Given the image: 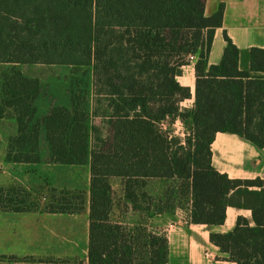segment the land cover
I'll use <instances>...</instances> for the list:
<instances>
[{"label":"trees","instance_id":"obj_1","mask_svg":"<svg viewBox=\"0 0 264 264\" xmlns=\"http://www.w3.org/2000/svg\"><path fill=\"white\" fill-rule=\"evenodd\" d=\"M53 1L44 15L67 4L85 12L93 7V44L44 37L42 31L57 26L39 14L29 24L40 31L37 39L42 41H0V63L14 64L0 76V119L16 125L7 161L90 163L89 264L170 260L165 232L113 220V177L124 180L126 199L148 217L175 208L167 199L152 212L155 198L145 190L151 178L179 181L181 198L191 203L189 224L222 225L229 206L251 210L253 225L239 217L231 232H213L210 238L227 261L264 264V178L233 179L221 173L213 166L211 148L218 132L264 148V75L251 73H264V49L254 47L251 71L241 70L240 49L225 33L223 59L209 65L215 31L223 26V4L206 16L205 0ZM194 58V105L185 108L181 103L193 97L192 90L177 78ZM36 64L75 70L89 64L92 92L77 93L71 106L56 105L39 116L42 80L17 67ZM178 119L190 128L184 139L164 127ZM43 139L49 148L46 158ZM52 191L51 201L44 204L47 212L71 214L85 208L83 191ZM40 208L36 190L0 186V211Z\"/></svg>","mask_w":264,"mask_h":264},{"label":"crops","instance_id":"obj_2","mask_svg":"<svg viewBox=\"0 0 264 264\" xmlns=\"http://www.w3.org/2000/svg\"><path fill=\"white\" fill-rule=\"evenodd\" d=\"M54 4L53 0H0V41H42L37 39L38 33L34 32L29 22L36 14L44 15V10ZM222 4L223 26L215 31L209 65L221 63L227 45L226 33L240 49L239 68L251 71V50L254 47L264 49V0H205L206 16L215 14ZM195 62L196 59H192L190 64L184 67L183 75L177 78L181 85L192 90L193 97L188 99L192 104L185 108H192L194 105ZM251 73L254 76L264 75L262 72ZM186 101L181 103L182 107ZM178 121L181 120L178 119L176 123ZM168 125V122H164L165 128ZM7 147L1 152L0 165L13 164L24 170L25 181L19 186L33 190L35 187H48L49 183V186L57 189H78L80 177L76 168L85 166L88 171L85 189L88 198L84 213H51L42 208L28 212L0 211V264H89L90 163L67 165L49 163L46 160L33 164L9 163L5 161ZM211 148L213 166L221 173H226L233 179L264 178V148L257 147L237 134L227 132H218ZM45 173L60 176L50 178ZM114 179L117 180L116 186L113 185ZM170 181H173L172 188L176 195L175 202L172 203L175 208L156 213L154 206L165 203L166 198L163 195L165 184ZM146 182L145 190L155 198L152 204V212L155 213L151 217L133 209L131 202L125 197L122 178L111 179L113 190L117 188L123 196L128 213L141 216L138 222L127 221L123 215L115 220L114 207L112 214L114 221L131 227L143 224L149 229L165 232L170 246L168 264H237L224 259L226 255L211 242L210 235L213 232H231L239 217L247 218L253 225L251 210L229 206L225 223L222 225L189 224L191 203L181 198L179 181L151 178L146 179ZM157 193L160 197L155 195ZM181 203H185L184 208L180 207Z\"/></svg>","mask_w":264,"mask_h":264},{"label":"rangeland","instance_id":"obj_3","mask_svg":"<svg viewBox=\"0 0 264 264\" xmlns=\"http://www.w3.org/2000/svg\"><path fill=\"white\" fill-rule=\"evenodd\" d=\"M45 19L52 18L55 22L54 26H57L54 30H44L42 34L44 37H47L49 34L54 35L53 38L58 40L85 43L92 46V34H93V24H94V9L93 7L89 12L82 11L77 7H73L69 4L62 5L59 7L53 15H44ZM35 31V30H34ZM38 33L40 31H35ZM14 64L0 63V76L3 71L12 68ZM21 68L23 72L30 76H38L41 78L43 83V92L37 102L38 115H45L53 106L56 105H66L71 106L73 97L77 93H91L93 85L92 69L89 64L83 65L80 68H73L72 66H63V65H45V64H36V65H17ZM189 70V68H187ZM192 104V101L188 100L184 103L183 107H188ZM93 121L96 123H101V120L98 118H93ZM172 133L176 136H180L182 139L185 138L186 134L189 132V125L178 121L174 125H168ZM16 132V125L11 120H1L0 119V156L1 152L6 149L8 146V138L10 135ZM41 153L44 158L49 154L48 144L45 139L42 140V150ZM3 161V159H2ZM6 161V158H5ZM12 163L10 161H6ZM0 186L11 187L19 186L24 179V170H20V166H13V164L0 165ZM77 174L79 173L80 179V188L78 189H65L71 191H83L86 204L87 205V176L88 171L85 166H79L76 168ZM46 176L50 178H59V174L53 175V173H45ZM54 176V177H53ZM116 179L113 180V185L116 186ZM158 184V183H157ZM40 186L32 188L37 191V196H39V201L41 203L42 209H44V204L51 201V194L55 187L49 186ZM155 183H153L154 187ZM173 181L165 184V191L163 193L166 200H170V203L175 202V193L173 192ZM21 187H24L21 185ZM57 189V188H55ZM63 189H58L61 191ZM114 199H115V220L119 216H124V219L131 222H138L141 219L140 215H133V213H128V206L123 200V196L120 195L117 188L114 190ZM157 197H160V194H155ZM85 209V208H84ZM84 209L81 213H84ZM145 213H143L144 215Z\"/></svg>","mask_w":264,"mask_h":264},{"label":"built area","instance_id":"obj_4","mask_svg":"<svg viewBox=\"0 0 264 264\" xmlns=\"http://www.w3.org/2000/svg\"><path fill=\"white\" fill-rule=\"evenodd\" d=\"M208 254V253H207ZM208 256H210V254H208Z\"/></svg>","mask_w":264,"mask_h":264}]
</instances>
